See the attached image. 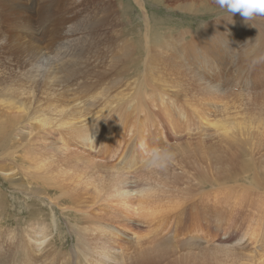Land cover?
<instances>
[{
	"label": "rangeland",
	"instance_id": "obj_1",
	"mask_svg": "<svg viewBox=\"0 0 264 264\" xmlns=\"http://www.w3.org/2000/svg\"><path fill=\"white\" fill-rule=\"evenodd\" d=\"M13 1L15 5L16 0ZM85 1L89 11L78 29L80 40L76 34L67 36L61 28L72 0H58L60 7L54 0H38L36 5L34 0H20L21 15L16 14V5L12 13L8 6L1 8L5 0H0V13L4 12V18L0 16V61L18 62L23 73L31 68L24 61L32 64L53 61L45 47L53 43L51 33L57 31L61 40L78 44L79 51L71 61L82 62L78 78L71 86L67 85L70 107H87L91 97L96 99V106H101L104 98L115 93L129 94L132 100L109 113L107 107L108 114H99V108H93L95 124L78 130L89 139L85 146L71 141L61 150L60 134L56 144L39 141L29 128L22 129L23 138L18 143H0V264H58L65 258L61 259L55 250L69 253L71 256L65 257L77 262L76 236L70 232L83 227L77 218L113 221L111 215L115 214L117 202L104 180L105 173L93 176L95 169H88L85 174L78 167L69 175L67 167L52 160L58 162L55 158L64 157L66 162L87 160L85 163L91 168L120 166L127 156L132 157V173L145 176L150 170L159 172L156 185L147 187L148 182L140 181L142 186L130 191L136 196L140 189L153 190L155 185L153 193L157 195L156 189H165V194L160 195L163 199H152L148 206L152 217H165L164 223L156 224L160 227L157 237L175 236L174 241L168 240L174 250L170 264H263L264 251L258 249L261 235L253 234L258 242L249 245L241 242L247 234L240 228L225 249H217L223 243L222 233L234 230L226 225L213 230L212 223L235 217L234 226L247 227L253 219L259 231L264 232L260 224L264 219V49L245 58L251 51L237 49L231 51L235 54L230 57L227 31L213 33L206 27L213 20L212 13L221 9L213 0ZM48 4L51 5L46 7ZM102 5L109 11L102 7L100 12ZM50 11L61 12L63 16L60 13L55 18H46ZM69 11L78 12L74 6ZM234 25L238 34L241 28H247L238 18ZM171 41L169 51L160 46ZM100 79L104 80L102 85H98ZM195 107L211 112L208 119L215 126L203 124L194 115ZM223 107L227 108L226 114ZM7 113L0 107V126L4 128ZM223 121L238 124L216 125ZM38 143H42L41 147ZM154 149L174 156L162 167V153L149 155ZM130 206L128 211L121 209L135 225L142 221L144 213L151 217L149 211L141 208L142 212L137 213L134 212L137 206ZM111 223L103 231L117 233L127 239L128 246H134V235L140 240L143 236L151 237L121 230ZM186 242H196L193 252L180 244ZM45 251L51 252L49 257ZM156 256V252L151 254L148 264H169L166 257ZM96 260L91 258L82 264H95Z\"/></svg>",
	"mask_w": 264,
	"mask_h": 264
},
{
	"label": "bare ground",
	"instance_id": "obj_2",
	"mask_svg": "<svg viewBox=\"0 0 264 264\" xmlns=\"http://www.w3.org/2000/svg\"><path fill=\"white\" fill-rule=\"evenodd\" d=\"M34 1H35V5H36L38 0H34ZM202 1L207 2V3L209 2L208 0H198L199 3H201ZM213 1H215V0H213ZM54 2H55V4H58V6L60 7L58 0H54ZM85 3H86L85 0H72V3H70L69 9H71V6L72 7L74 6V8L75 7L77 8V11H78L77 13L76 12L72 13L68 9L67 15L64 17L61 12H54V11L51 12L50 11L47 13L46 18H55L56 15H59L61 13L63 16V19L65 21V23H62V25H61V28L63 29V31L66 33L67 36H71L73 34H76L79 37V39L81 40V38H80L81 33L79 31L80 30L79 29L80 24H81L82 19L85 17L87 12L89 11V9H87ZM0 5H1V3H0ZM13 5H14L13 0H5V3L3 5H1V8L2 7L5 8L6 6H8L9 11H11V13H12V8L16 5L14 9L16 10V12L17 11L18 12L17 13L15 12V13L18 15H21L20 9L22 7V3L20 2V0H16L15 5L14 6ZM50 5L51 4H48L45 6L49 7ZM26 6L29 7L28 4ZM216 6H218V5H216ZM83 7L85 9L83 11H81V9ZM102 7H104L107 11H109L107 6L102 5L99 9L100 12L102 10ZM178 7H179V5H178ZM183 7H185V5ZM205 8H207V7H205ZM217 8H220V7L218 6ZM143 9L144 8L142 7V10ZM3 13H0V16L2 17L1 19L4 18ZM77 14H78L79 18L77 17ZM83 14H84V16H83ZM212 15H213L212 16L213 20L211 19L212 22L208 23L206 25V27L208 28L209 32H213V33H218L222 30L227 31V33L229 34V37L227 38V43L229 45L230 57H233L235 54V53H232L231 51H234L237 49L251 51V52L247 53V54H249V56L245 55L244 58L245 57H253L255 55V51L260 50V49H264V22L262 21L263 16L258 15V16H254L253 18H251L249 20H246L239 13H235V14L231 15V13H228L222 9H220V11H216L215 13H212ZM232 16H236L241 23L247 25V28H241L239 30V34L235 31V25H234L235 20H237V18L232 17ZM16 17H17L16 19H19V16H16ZM44 22H45V19L42 20V23H44ZM20 23L21 22H19L18 24L20 25ZM19 25L17 26L18 28H19ZM17 31H19V30H17ZM77 31L79 33H77ZM61 32L62 31H60V33ZM51 39L53 40V43L47 44L45 48L50 50V54L52 55L53 61H45L44 63H43V61H34L33 64L31 63V61H24V64L26 63V64L30 65V67H31L26 73H23L20 71L19 66H18V62L0 61V107L6 109V111L8 113L5 115L9 116L8 117L9 119L7 118L5 120L6 128H4L3 126H0V138H1L0 143H4V142H8V141H11V142L15 141L16 143H18L23 138L22 129L29 128L30 131H32L34 133L33 134L34 138H36V140L39 139V141L50 140L51 142L56 144V142H57L56 137L60 134L61 136L59 135L58 137L59 138L62 137V141H61L62 146L60 145L61 150L62 149L64 150L65 147L67 148L71 141H72L71 144L72 143L76 144V142H77L79 144H84V146H85L86 141L89 139H87L83 133H81V132L78 133V130H83V128H87L89 125H91V123H94L93 121H97L96 114L91 113V110H93V108L98 107L99 108L98 109L99 114H104V113L106 114L107 113L106 112L107 107L109 109V111H108V113H109L111 111H116V109L118 107H120L121 104H124V103L128 104L132 101L131 96L129 94L122 95L121 93H115V95H113V96H109V97L104 98L102 101V103L104 105H101V106H98V105L96 106L95 105L96 99L94 97H91L93 99H91V102L88 103L87 107L75 108L74 105L72 107H70L68 105L70 100L68 101L67 89H69V87H68L69 84L71 86V82L75 81V79L78 78V75L80 74L79 66L82 64L81 61H71V59L79 51V47H78L77 43H72L71 40H69V39H66L67 42H65L64 40H61L59 38V36L57 35V31H52ZM214 42L216 43L215 40H214ZM172 44H173V41L169 42L168 44L167 43H160V46L164 49H167V51H169ZM42 63L44 64L43 65V72L41 71ZM173 67H177V66H173ZM21 81H24V82H21ZM103 83H104V80L100 79L98 82V85H102ZM63 84L66 86H64ZM123 106H125V105H123ZM136 106H138V105H136ZM205 106H206V104H205ZM140 107H142V105H140ZM194 109L196 110V111H194V115L203 124H205L207 126H215L208 119L210 117L211 112L210 113L206 112L205 108L199 109V108L195 107ZM134 110H136V109H134ZM137 110H139V108ZM226 113H227V108L223 107V114H226ZM10 115L12 117H10ZM236 115H234L233 117H235ZM107 116L105 117V119H107ZM125 116L128 117L129 114L128 115L125 114ZM223 116L226 118H230L232 115L230 117L228 115H223ZM242 116H243V114H242ZM116 117H118L117 114H115V118ZM121 118H123V116H121ZM123 121H124V119H123ZM233 124H238V123L232 122L230 124H227L226 122L223 121V122H220L219 124H216V125H223V126L224 125H232L233 126ZM240 126L243 129H245L246 131H249L246 127H244L242 125H240ZM249 129L253 130V128H251V127ZM256 130H258V129H256ZM32 132H31V135H32ZM234 136H235V133L232 132L231 137L235 141L236 138H234ZM31 138H32V136H31ZM77 140H79L80 142H78ZM39 143H38V145L41 147L42 143H41V145ZM30 146H28V147H30ZM17 148H19V147H17ZM88 148L93 149V147H88ZM47 149H48V147H47ZM33 150H34V147H33ZM109 154H111V153H109ZM55 159H57L58 162H56L55 160H52V163H56L57 165H63L64 167H67L68 170H66V171H67V173L69 171V175H73L75 169H77L78 167L83 169V172H81V173H85V174L87 173L86 170L89 169L90 171H92L95 169V173L94 172L92 173L93 176L94 175L97 176L98 174L105 173L106 175L104 177V180H106L108 182L107 183L108 189L110 190V193L112 194L113 198L116 199V202H117L115 205V209H114L115 214L111 215L114 217L113 221H109V219H106V222H105V219H100L98 217H92L90 219H88L87 217L77 218V220L79 221V224H83L82 225L83 227L79 228L77 230L70 229V232L72 230V232H74L72 234H74L76 236L75 237L76 238V251H74V253H76L77 262H74L75 264H82L83 261L90 260L91 258H97L95 264H148L150 262L149 258L151 256V254H153L155 252L157 253V256H158V257L156 256L157 259L160 257H163V258L166 257L167 263L170 264L173 262L174 259L172 256H173L174 250H172L173 249L172 245L169 246L168 240L170 242L174 241L173 239L175 238V236H173L172 238H169V239L164 238V237L161 238L160 236L158 238L157 237V233H158L157 230H159L160 227L158 225L156 226V224H158L159 222L164 223L165 217H152L153 213L150 212V210H149L150 201L152 199H155L158 201L162 200L163 199L162 196L165 194V192H164L165 189L163 191L156 189V191L158 192L157 195H154V193H153V190L155 189L156 182L158 181L157 176H158L159 172H156V171L152 172L150 170L147 172L148 174L145 176L141 175L140 172L137 174L132 173L133 172V170H132L133 169L132 168L133 162H132L131 156H127L125 159H123V161H121L122 164H120V166H116V165L115 166H109V165L107 166V164L95 166L93 164L94 166L91 168H88L91 165H88V167H87V164H89V163H85V162H88L87 160L84 161V160L76 159L77 160L76 162L74 160L73 161L69 160L68 162H66L65 161L66 157L61 158V159L60 158H55ZM35 160H36V158H35ZM90 163H92V161ZM72 164H74V165H72ZM125 165H127V166H125ZM241 167H243V164L241 165ZM112 170H114V171L111 172V174H108ZM93 176H90L89 178L91 179ZM72 180H73V177H72ZM140 181L148 182L147 187L150 186L152 183H155L154 189L151 190L148 188H142L138 191L136 196H135V194L132 195V191H130V189L131 188L137 189L139 186H142L143 183ZM200 183H201V181H200ZM207 183L209 185L210 182L207 181ZM157 184L160 185L159 182ZM81 187H83V186H81ZM94 194H93V196H94ZM102 195H103V192H102ZM160 195H162V196H160ZM76 196H77V194H76ZM97 196H100V194L99 195L97 194ZM133 199H135V200H133ZM147 202L149 204H147ZM134 203H136V204H134ZM85 205H86V203H85ZM129 205H131L130 207H133V208L137 206L136 210H134V212H137V213H140L141 208L149 211L151 217L149 218L148 217L149 215L147 213L146 214L144 213L142 215V221H140V222L138 221L135 225V221H133L130 217H127L128 213L124 212L121 209L122 207H124L126 209L125 211H128ZM181 205L183 206L184 204H181ZM181 205H179V206L182 208ZM94 216H96V215H94ZM132 216H133V213H132ZM243 218L244 217H242L241 220ZM237 219L238 218H236V220ZM241 220H239V221H241ZM217 221L219 222V224H215V222H217ZM250 221L252 222V224L250 226H247V227L245 225H244L245 227L239 225L240 223L238 224L239 226H237V227L234 226L236 223L235 217L228 219V220H221V219L219 220L218 219V220L214 221L212 223L213 230L216 227H221L223 225H226L229 229L234 230V231H225L224 233H222L221 240L223 241V243L219 244L215 248L225 249V245L227 243H229L230 238L233 237L234 234H238L236 232L238 229L243 228L242 232L246 233L247 235H244V237L241 239V242L244 241V243H247L249 245L256 244L258 241H256V239L253 238V234L258 233V236H260V235L262 236V237H259V239L261 241L259 240L258 249H259V251H264V232L259 231V228L253 222V219H251ZM109 222H112L113 224L118 225L119 228H121V230H124V231H132L133 230V231H136V234H139V232L140 233L142 232V233H146V235L147 234L151 235V237L143 236V237H141L142 239L140 240L139 237L134 235V237H133L134 238L133 241H135L134 246H128L127 244H129V243H126L127 239L123 240L121 236H119L117 233H115L111 230H107L108 232L103 231L104 228H108ZM260 224H262L264 227V219L260 221ZM96 225H98V226H96ZM73 227L75 228V225H73ZM137 228H138V230H137ZM217 232H219V231H217ZM161 236H164V235H161ZM33 240H34V237H33ZM173 244H176V243H173ZM180 244L183 245V247L184 246L189 247V250H191V252L194 251V250L192 251V247L193 246L196 247L195 246L196 242H186V243H180ZM119 247H122V248H119ZM219 247H222V248H219ZM38 249H39V247H38ZM195 249H198V248H195ZM217 249H215V250H217ZM182 250H183V248H182ZM231 252H232V250H231ZM50 253H51L50 251L46 252V257H49ZM54 253L56 255H59V257H61V259L65 258L62 260V262H60L58 264H74L71 259H67L71 256L69 253L66 254L62 251L57 253L56 250ZM74 253H73V255H74ZM171 253H172V255H171ZM187 254H189V252ZM68 255H69V257L66 258L65 256H68ZM182 257H184V255ZM180 259L181 258H179V260ZM260 259H261V257H260ZM260 259H259V261H260ZM108 261H110V262H108ZM184 262H185V260H184ZM159 264H160V262H159ZM263 264H264V262H263Z\"/></svg>",
	"mask_w": 264,
	"mask_h": 264
},
{
	"label": "clouds",
	"instance_id": "obj_3",
	"mask_svg": "<svg viewBox=\"0 0 264 264\" xmlns=\"http://www.w3.org/2000/svg\"><path fill=\"white\" fill-rule=\"evenodd\" d=\"M216 4L228 13H239L246 20L254 16H264V0H215ZM163 154V163L161 166H166L174 156L173 153L165 150L154 149L149 155L160 156Z\"/></svg>",
	"mask_w": 264,
	"mask_h": 264
}]
</instances>
